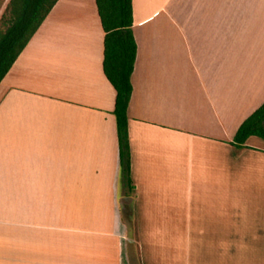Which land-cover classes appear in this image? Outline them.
Masks as SVG:
<instances>
[{
	"label": "crops",
	"instance_id": "obj_1",
	"mask_svg": "<svg viewBox=\"0 0 264 264\" xmlns=\"http://www.w3.org/2000/svg\"><path fill=\"white\" fill-rule=\"evenodd\" d=\"M131 3V194L95 0H57L0 81V264H129L128 207L150 242L264 260V139L231 143L264 102V0Z\"/></svg>",
	"mask_w": 264,
	"mask_h": 264
},
{
	"label": "trees",
	"instance_id": "obj_2",
	"mask_svg": "<svg viewBox=\"0 0 264 264\" xmlns=\"http://www.w3.org/2000/svg\"><path fill=\"white\" fill-rule=\"evenodd\" d=\"M4 0H0V7ZM57 0H8L0 14V81L36 32ZM104 31L102 69L115 90L114 109L121 181L129 195L130 150L127 131V107L132 91L131 74L137 45L133 36L131 0H95ZM249 136L264 139V102L237 128L232 144L243 147Z\"/></svg>",
	"mask_w": 264,
	"mask_h": 264
},
{
	"label": "rangeland",
	"instance_id": "obj_3",
	"mask_svg": "<svg viewBox=\"0 0 264 264\" xmlns=\"http://www.w3.org/2000/svg\"><path fill=\"white\" fill-rule=\"evenodd\" d=\"M134 212L125 209L123 220L127 223L128 243L126 250L129 264H264V260L251 257L248 243H179L177 238L169 237L164 229L159 240L151 241L145 229L135 226ZM9 216L2 214V219ZM176 240V241H175Z\"/></svg>",
	"mask_w": 264,
	"mask_h": 264
}]
</instances>
